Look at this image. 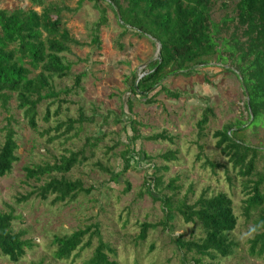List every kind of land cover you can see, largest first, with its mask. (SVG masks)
Instances as JSON below:
<instances>
[{
    "label": "rangeland",
    "instance_id": "1",
    "mask_svg": "<svg viewBox=\"0 0 264 264\" xmlns=\"http://www.w3.org/2000/svg\"><path fill=\"white\" fill-rule=\"evenodd\" d=\"M44 1L73 9L77 2ZM119 1L125 3V0ZM236 2H214L211 6L212 21H220L225 14L233 17ZM93 3L84 0L77 9L62 12L63 26L77 43H70L69 49L62 53L63 61L70 64L69 71L66 76H53L50 80L53 91L58 94L39 102L36 128L32 129L27 124L22 109L17 106L15 93H9L6 109L0 104V145L7 118L11 119L18 144V160L8 174L0 177V212L12 210V229L25 230L24 238L33 243L16 262L0 252V264L79 263L90 256L97 242L96 237L90 248L81 250L79 254H76L78 250L74 251L67 260L53 257L54 246L51 242L55 235L69 234L90 224H96L102 239L115 249L118 264H182L183 258L187 264H192V254L179 249L173 243V238L181 234L185 239H195L202 236L203 231L198 223H184L176 211L168 220L167 228L158 225L150 229L145 240H139L137 235L142 222L163 220L162 204L156 197L172 194L175 204L183 198L192 203L204 190L209 195L225 192L231 198L237 223L230 237L238 243L232 255L213 260L204 257V262L264 264V254L257 257L248 253L249 241L260 229L256 228L257 210H252L249 218L243 214L247 189L244 186L247 182L215 146L212 136L216 129L226 123L237 120L246 122L248 119L241 82L233 71L226 69L230 67L235 70V67L213 57L207 64L195 66V72L189 76L170 74L161 83L176 96L158 87L156 93H152V102H146L141 95L133 96L129 109L127 99L131 95L129 85L132 73L140 76L147 71L146 63L157 55L158 43L148 35L139 36L131 30L125 31L113 8L105 0L96 1L105 8L107 20L98 33L99 45L91 42L94 23L100 16ZM0 8L8 11L34 8L40 11V6L31 0H0ZM234 25V21L228 22L226 31H232ZM37 72L32 70L29 76ZM78 74H81V78L76 85ZM207 106L212 108L213 116L203 134L199 135L197 121ZM47 107L50 118L44 121ZM58 107L59 114L55 115ZM80 112L85 117L81 123L76 121L68 135L54 137L57 134L55 127L60 121L76 119ZM155 133H165L170 139L146 138ZM135 134L138 138L133 140ZM87 139L89 145H86ZM245 139L251 144L263 141L264 125L247 128ZM91 143H95V146ZM129 144L137 151L128 154L131 167L114 179L100 165L119 172L122 152ZM82 147L93 155L64 175L69 179H81L84 187L90 189L88 193L81 192L74 199L57 203L52 202L53 195L45 200L35 195L18 200L44 180L26 179L25 165L51 163L61 154ZM167 150L175 151L176 159L163 160L160 154ZM207 160L224 167L213 166ZM162 166H167V169L155 172L162 175V183L153 186L151 180H146V174L152 175V167ZM257 169H264V152L257 162ZM53 175L60 176L56 173ZM171 178H176L180 186L176 192L166 188ZM127 184L130 188L124 192Z\"/></svg>",
    "mask_w": 264,
    "mask_h": 264
},
{
    "label": "trees",
    "instance_id": "2",
    "mask_svg": "<svg viewBox=\"0 0 264 264\" xmlns=\"http://www.w3.org/2000/svg\"><path fill=\"white\" fill-rule=\"evenodd\" d=\"M84 0H77L75 8L81 6ZM93 6L98 9L100 16L93 26L91 42L99 45V30L106 20V10L96 1ZM113 8L119 18V24L125 31L131 30L139 36L148 35L159 45V53L147 64V71L137 76L132 73L127 99L131 109L133 96L141 95L146 102H152V93L159 87L169 95L177 94L162 85L163 78L170 74L181 73L189 76L195 72V66L207 64L213 57L222 63H229L239 78L246 101L245 109L248 111L246 122L237 120L222 125L216 129L212 136L215 146L227 156L228 163L236 169L238 175L247 184L246 198L244 199L245 217L249 218L252 210H257V227L249 241L248 253L260 257L264 254V169H257V162L264 152V139L257 144H251L245 139L247 128L264 125V0H237L235 15H224L220 21L211 19V6L214 2L225 0H105ZM40 11L34 8H16L11 11L0 8V104L6 109L11 92L16 94L18 108L22 109L24 118L30 128L37 126L38 104L44 98L56 96L58 93L52 89L53 76L63 77L69 71L70 64L63 61L62 53L69 49L70 43L77 40L63 26L62 12L74 10L67 5L45 3L44 0H31ZM234 21V29L226 31L227 23ZM28 64L29 66H27ZM32 70H38L34 76H29ZM81 74L76 75L75 84L80 82ZM45 89L47 91H45ZM156 93V91H155ZM58 107L54 114H59ZM213 116L211 107H206L201 118L197 121L198 134L202 135L210 117ZM50 118L47 107L43 115L44 121ZM85 117L80 112L76 119L68 118L60 121L55 130L54 137L66 136L74 128V123H81ZM131 122L134 120L131 119ZM3 141L0 145V177L8 174L13 163L18 160L16 150L18 144L15 130L11 126V119L3 128ZM96 139L98 137H95ZM138 135L132 136L136 140ZM149 140L170 139L165 133H155L146 137ZM131 144V143H130ZM128 145L122 152L121 170L112 171L102 167L114 179L131 167L130 152L135 149ZM89 145V139L86 140ZM95 146V143H91ZM85 147L68 154H61L54 162H44L23 167L26 179L42 181L33 191L18 200H25L30 195L45 200L53 195L52 202H63L74 199L79 193H88L81 179H69L64 174L74 166L82 164L91 158ZM165 161L176 159L175 151L167 150L160 154ZM213 166H223L206 161ZM154 174L147 172L146 180H151L153 186L162 183V175L155 174L167 166L152 167ZM158 171V172H157ZM54 173L60 176L53 175ZM176 178H171L166 188L171 192L179 190ZM130 186L127 184L124 192ZM147 188L149 186L147 185ZM151 194V191L148 190ZM164 212L163 220L156 223L142 222L137 238L145 240L150 229L158 225L167 228L168 220L176 211L184 223H198L203 235L195 239H185L181 234L173 238V243L191 253L192 264H206L203 258L217 259L227 257L234 253L238 243L230 237L234 230L237 217L233 211L231 198L225 192L209 195L204 190L189 203L183 198L174 203L173 195L156 197ZM12 210L0 212V252L12 261L20 260L26 250L33 246L30 239L24 238L25 230L14 231ZM90 256L76 264H118L115 259V249L101 237L96 224L86 225L69 234L55 235L52 239L54 246L53 257L56 260H67L85 248L92 246ZM77 256V255H75ZM182 259V264H187ZM41 264V263H38Z\"/></svg>",
    "mask_w": 264,
    "mask_h": 264
},
{
    "label": "water",
    "instance_id": "3",
    "mask_svg": "<svg viewBox=\"0 0 264 264\" xmlns=\"http://www.w3.org/2000/svg\"><path fill=\"white\" fill-rule=\"evenodd\" d=\"M119 19H120V17H119ZM159 53V45H158V51H157V54Z\"/></svg>",
    "mask_w": 264,
    "mask_h": 264
}]
</instances>
